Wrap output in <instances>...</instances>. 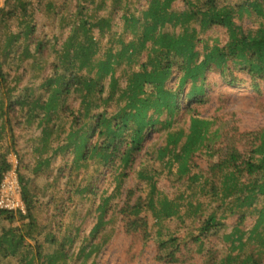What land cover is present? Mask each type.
I'll list each match as a JSON object with an SVG mask.
<instances>
[{
    "label": "trees",
    "instance_id": "obj_1",
    "mask_svg": "<svg viewBox=\"0 0 264 264\" xmlns=\"http://www.w3.org/2000/svg\"><path fill=\"white\" fill-rule=\"evenodd\" d=\"M86 1L92 4L93 13L86 12ZM175 1L74 0L77 23L73 20L63 37L59 31V48L43 68L20 58L22 53L28 54L30 45L33 54L45 53L50 41L34 33L35 4L9 0L0 10V23L18 18L17 27L21 26L5 36L0 34V180L9 167L6 155L11 150L16 153L15 130L25 127L36 133L29 140L36 162L32 176L19 170L26 212L0 209V220L7 223L0 226V264L11 260L16 264H86L89 257L88 264H96L95 256L105 241H98L97 236L105 224L108 197L96 207L90 239L59 237L55 230L60 222L48 217L40 220L43 208L57 203L58 181L65 179L60 184L64 188L73 185L90 165L94 172L82 178L86 183L68 191L83 193L89 187L95 195L92 185L101 168L134 169L148 190L132 199L137 190L128 189L117 214L127 231L151 238L141 212L148 209L159 221L169 219L178 214L184 198L181 193L177 201L169 200L157 190L154 163L173 172L178 181L197 187L206 209L194 217L186 239L173 232L166 236L159 230L155 233L156 260L179 262L186 255L180 253L181 244L186 247L189 242L200 251L201 243L217 236L226 225L228 205L236 218L234 229L224 235L228 241L225 253L219 258L208 255L202 264H264V239L255 245L245 243L243 232H238L247 208L264 217V209L258 205L264 199V180L259 181L264 178V127L253 132L247 149H239L231 140L221 151L209 144L211 120L198 116L194 108L205 100L209 71L217 72L230 85L236 80L234 67L249 76L254 88H258L257 80L264 81V0H179L182 9L173 8ZM66 4L63 0L60 6ZM243 14H255L256 25L243 27L236 22V16ZM119 23L121 30L112 33ZM216 27L225 31L226 40L200 50V35ZM94 28L100 35L111 34L104 57L97 56ZM114 44L120 48L112 51ZM29 72L41 75L38 84L21 82ZM186 115L187 129L179 125ZM159 130L164 143L145 150L142 159L139 154L148 135ZM215 135H219L216 130ZM204 144L211 157L217 156L208 161L205 170L191 173L195 152ZM17 157L21 166L22 158ZM57 159L60 164L55 167ZM199 206L198 201L196 209ZM15 220L18 223L13 225ZM71 249L76 252L69 253Z\"/></svg>",
    "mask_w": 264,
    "mask_h": 264
},
{
    "label": "rangeland",
    "instance_id": "obj_2",
    "mask_svg": "<svg viewBox=\"0 0 264 264\" xmlns=\"http://www.w3.org/2000/svg\"><path fill=\"white\" fill-rule=\"evenodd\" d=\"M8 1H6L5 9ZM63 0H31L36 6L35 12L32 15V21L35 23V35L39 38L49 39V43L45 47L43 54H33V45H30L26 49L28 54L22 53L20 58L25 60L26 63L31 62L39 64L42 68L48 65L55 56V50L59 48L57 44V36L59 37L60 30L65 36L66 30L69 28V24L74 20H78V15H74V0H66L65 7L60 6ZM97 1V0H96ZM235 2L237 0H228ZM227 1V2H228ZM144 3V0H140ZM51 3V6H47ZM136 3V2H135ZM59 4V5H57ZM88 6L87 13H93L92 4L86 1ZM173 8L182 9L184 4L179 0L173 3ZM57 11L60 14L57 15ZM100 11L99 14H102ZM255 14H243L242 16H236L235 21L242 24L243 27H249L256 25L254 20ZM18 18L6 20L4 23H0V34L5 36L7 32L16 31L21 26L17 27ZM77 23V22H76ZM118 23V22H117ZM3 24H6L5 26ZM8 26V28H7ZM121 30L120 23L111 29V32H119ZM93 36L98 41L99 50L97 52L98 57H104V52L109 48L111 42V34L105 33L100 35L97 30L93 29ZM130 37V34L126 36ZM201 41L198 44V48L201 50L204 45L218 42L222 44L226 40V33L221 28H211L200 35ZM20 44L22 39H18ZM120 45L114 44L112 51L118 50ZM48 54V56L46 55ZM25 65V63H23ZM27 64V65H28ZM123 64L120 65V68ZM233 75L236 76L234 85L227 84L223 81L219 74L214 71H209L204 82V96L205 100L194 105L195 113L198 116L205 117L211 120L208 128L209 144L216 148H223L233 140L235 146L244 150L249 147L250 140L252 139L253 132L264 127V81L257 80L258 88L252 87L251 80L247 74L233 68ZM35 70V69H34ZM120 70V69H119ZM121 71V70H120ZM118 71L117 74H120ZM33 74V75H32ZM36 73L29 72L24 74L21 79L26 85H34L40 82L39 76H34ZM14 84V83H12ZM11 84V85H12ZM189 124V115H186L179 122L180 126L187 129ZM215 130L219 135H215ZM16 145L15 151L11 150L6 155V158L12 153L22 158V163L18 166V173L26 172L28 177L32 176L31 170L35 165L34 154L30 150L31 138L36 136L32 130H28L25 127L15 130ZM229 140V141H228ZM164 143V135L162 130L158 132L153 131L147 137L144 144V148L139 154L142 156L145 150H153ZM215 156H210L208 150L204 145L198 148L194 155V168L191 173L198 170H205L208 161L213 160ZM145 156H142L144 159ZM60 164L57 159L55 167ZM25 165L27 170H25ZM21 167V168H20ZM154 167L157 169L156 173V186L157 190L166 195L169 200L177 201L181 193L184 198L181 200L183 203L179 206L178 217L177 215L171 218L157 220L151 210L142 211L141 213L146 216L148 223V231L151 232V238L145 239L140 232L127 231L124 228L123 222L117 214V210L120 208L122 201L124 200L125 193L128 189L132 188L137 190L132 199L138 194L144 195L148 190L143 180L137 177L134 169H124L118 167L116 169L101 168L98 179L93 183V189L96 190L95 195L89 191L70 192L68 189L73 186L76 188L78 185H84L86 182L82 178H85L90 173H93L94 167L90 165L87 169H82L80 179L74 182L73 185L68 184L65 188L60 184L65 180L61 179L57 183V203L46 206L43 208L40 215V220H44L48 217V220L52 222H60L61 226L57 227L56 234L59 237L71 236L74 240H79L78 236L87 237L89 231L95 221V216L98 214L96 209L102 198L108 197V210L104 217V226L98 234L97 238L100 241L104 238V243L95 256L96 264H202L206 260L208 255L215 258L221 257L225 253L226 245L228 241L224 239V235L230 233L234 229V223L236 215L230 213L225 207L227 218L225 220V226L220 230L217 236H212L205 239L201 243L200 251L195 248L197 245H193L190 242L186 247L181 244L180 253L186 254L185 257H181L179 262H163L155 259L157 253L155 241V233L159 230L162 232V236L175 233L181 240L188 238L190 226L196 221L195 218L199 217L201 211L206 210L203 206L204 197L198 192V188H192L182 181H178L174 173L169 172L167 168H163L159 163H154ZM24 168V169H23ZM55 172V171H54ZM121 172H126V175L121 176ZM98 173V172H97ZM261 178L259 181H263ZM78 183V184H77ZM43 184V182L39 183ZM65 190V191H64ZM63 191V192H62ZM187 200L192 202V205L185 204ZM201 202V206L196 209L197 202ZM259 208L264 209V199L258 204ZM62 210H64L62 212ZM237 210H239L237 208ZM246 216L241 226H239L238 232H243V242H250L257 244L259 240L264 239V217H260L257 213H250L247 208L244 210ZM57 213V215H56ZM17 220L12 224L16 225ZM258 223V228H255ZM6 221L0 220V226L6 225ZM78 227V228H77ZM79 229V230H78ZM90 239V238H88ZM67 246V244H66ZM237 248L235 249V251ZM234 251V252H235ZM76 252L75 249H71L69 253ZM180 256V254H178ZM91 261V257L86 259V264ZM2 264H16L15 260L2 262Z\"/></svg>",
    "mask_w": 264,
    "mask_h": 264
},
{
    "label": "built area",
    "instance_id": "obj_3",
    "mask_svg": "<svg viewBox=\"0 0 264 264\" xmlns=\"http://www.w3.org/2000/svg\"><path fill=\"white\" fill-rule=\"evenodd\" d=\"M7 0H0V10L5 7ZM8 169L0 180V209L25 214L26 207L21 195L18 166L19 160L15 153L8 156Z\"/></svg>",
    "mask_w": 264,
    "mask_h": 264
}]
</instances>
